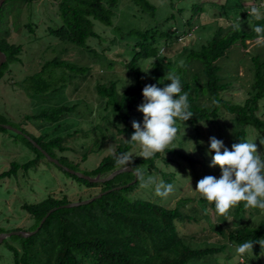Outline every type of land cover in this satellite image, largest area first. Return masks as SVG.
Listing matches in <instances>:
<instances>
[{
	"label": "trees",
	"instance_id": "trees-1",
	"mask_svg": "<svg viewBox=\"0 0 264 264\" xmlns=\"http://www.w3.org/2000/svg\"><path fill=\"white\" fill-rule=\"evenodd\" d=\"M57 1L60 24L56 25L57 27H50L49 34L63 45L85 48L84 50L89 54L93 63L100 65V71L105 73L97 76L95 92L98 98V107L102 110L100 113L105 111L101 119L114 125L117 135L122 136V140L115 144L114 151L103 157L90 173L82 172L83 174L91 177L106 176L120 169L115 164L114 152L116 154L130 152L133 155L137 144L130 141L134 132L132 122L134 120L139 122L134 113L144 103L142 90L150 84H156L158 87L166 86L170 81L163 80V77L168 72L180 75L183 91L189 93L190 110L194 114L186 122L178 121V128L180 123L191 124L195 129L199 123L214 124L223 110L231 115L229 150L234 143L248 141V128L254 129L264 138V120L257 114L259 103L264 99V57L255 55L251 58L252 82L242 104H230L221 98V93L227 89V84L219 75L221 68L218 61L226 57L236 42H240L242 49H246V43L255 40L254 27L257 24L264 25V20L256 21L248 16L247 10L239 0L233 4H230L228 0L220 4L206 2L209 13L213 12L210 16L214 19L211 23L214 25L211 28H215V30L205 44L198 49L188 51L184 60L185 65L178 64L180 60L178 55L173 56V59L167 56L174 51L172 49L179 42L177 40L187 37L192 31L191 23L193 18H196L203 10V2L201 5H192L190 17L185 21V27L188 30L178 33L174 24L165 29L158 27L154 20L157 8L148 0ZM121 4L128 5V10L122 11L121 16L117 17L116 11ZM137 7L140 10L138 13ZM213 8L218 9V13H215ZM231 13L235 16L230 17ZM137 14L148 15L150 20H154V24L146 18L148 21L145 23V28L136 27L133 21H138ZM129 16L131 21L126 23L124 18ZM237 18L242 23L241 31L234 30L233 27ZM170 19H174V16L170 15L163 22L167 23ZM96 23L104 28L112 29L116 34V37L110 40L111 43H115L117 39L131 40L129 41L131 43H127L132 44L130 50L120 54V57H124L123 60L118 62L110 60L104 54V50L97 51L88 45L89 40H101L95 27ZM250 25L251 28H249ZM165 44L168 45V49L165 51L166 54H163L161 47H165ZM0 52L6 57L5 63L0 68L1 79L4 74L3 69L8 64L22 63L20 59L22 47L9 44L7 38L1 36ZM146 62L151 64L150 72H148L150 78L148 84L142 80L143 72L138 65ZM115 63L123 66L126 73L132 75L134 79L133 83L124 87L121 93L118 92L119 82L113 79L116 75L107 73L113 70ZM194 65L198 69L191 71ZM88 75H90V68L87 66L68 62L56 56L45 60L41 69L25 78L20 87L35 105L50 103L52 99L54 101L57 98L63 101L65 100L64 90L71 87L72 91L77 93L79 88L75 86L76 83L84 82ZM205 94H208L210 100L208 107L201 106L198 102L200 96ZM80 103L79 99L70 106L56 104L53 107H38L35 113L24 117L21 126H15V129L21 132L20 134L4 128V125L8 123L0 115V134L10 132L15 137H21L25 145L36 154L35 159L25 164L11 163L10 168L0 174V178L15 177L19 170L27 172L40 159L49 162L41 150L57 159L63 166L79 172L78 165H69L73 162H69L68 158L64 156L66 153L76 152L64 138L56 136L46 140L47 136L43 132L38 133L36 130L29 132L22 127L33 125L41 130L50 125H57L55 128L58 129V124L66 115L73 113ZM94 130L102 131L101 128H94L90 131ZM84 137H88V134L84 133ZM28 139L35 142L41 150ZM82 141L81 145L85 144V138ZM102 141H104L103 138ZM92 144L99 148L98 141L95 140ZM198 147H200L199 144ZM89 153H91L90 150L85 151L81 160L86 161ZM165 154L172 155L177 160H184L191 165L194 163L189 155L175 151L173 148H168ZM159 155L160 153H157L147 160L136 157L131 166L140 167L146 175H153V172L158 168L156 162L162 160ZM163 162L167 164L170 160L163 158ZM132 167H130V172H124L102 184H91L58 167L64 175L80 183L84 189L99 188L98 192L101 193L115 187L122 188L85 206L57 209L49 215L34 235L28 238L12 236L11 238L17 239L18 247L10 245L7 240H4L2 244H6L7 249L12 253L13 264H207L204 263L207 259H214L213 263L208 264H221L217 262L216 257L223 253L227 246L238 247L243 242L264 238V216H262L253 227L244 225L228 232L227 243L224 245L198 246L189 243L188 240L193 237H185L180 231L181 226L197 221L194 216L182 211L188 200H180L173 208H166L150 199L133 198L130 194L139 187V180L136 179L132 183L134 180ZM170 176L173 175L170 174ZM170 182L171 178L164 179V183ZM127 184L130 185L125 187ZM200 202L202 204L210 203L205 199ZM68 203L67 197L48 196L35 204L25 203L21 208L34 221L31 225V230H34L49 210ZM209 206L213 212H216L213 203H210ZM194 210L190 209L192 213ZM248 210L264 213V210L245 208L243 203L230 211L232 217L238 219ZM20 230L23 229H14L13 231ZM4 232L0 229V233ZM263 251L264 248H261L259 244H254V257L260 256ZM245 264H254V261H246Z\"/></svg>",
	"mask_w": 264,
	"mask_h": 264
},
{
	"label": "rangeland",
	"instance_id": "rangeland-1",
	"mask_svg": "<svg viewBox=\"0 0 264 264\" xmlns=\"http://www.w3.org/2000/svg\"><path fill=\"white\" fill-rule=\"evenodd\" d=\"M148 1L157 8L154 20L158 27L165 29L174 24V28L178 30V33L187 29L185 21L190 17L192 5L204 3L202 4L203 10L196 18H193L192 31L187 37L178 39L179 42H177L175 48L172 46V51H174L167 56L173 59V56L178 55L180 57L178 64L180 65H185L184 60L188 51L198 49L205 44L215 30V28H211L214 25L211 24L214 19L210 15L213 12L209 13L206 2L211 4L225 2V0ZM228 1L230 4L236 2V0ZM263 1L243 0L244 5L239 0L247 12L253 6L264 10ZM127 6L125 4L120 5L116 11L117 17L121 16L122 11L128 10ZM57 7V0H7L0 8V37L5 36L9 44L22 47L20 56L22 63H10L3 69L4 74L0 79V115L8 123L5 125L16 128L15 126L23 124L25 116L35 113L38 107H53L56 104L70 106L80 99V105L73 113L65 116L58 124V129L55 128L57 125H50L41 130L33 125H26L22 129L29 132H35V130L38 133L43 132L47 136L46 140L61 136L76 151L75 153L64 154L69 162L74 163H69V165L77 164L80 173H90L103 157L114 151L115 144L122 140V136L117 135L114 125L101 119L105 111L100 113L102 110L98 107L99 103L95 92L97 76L105 73L100 71V65L93 63L89 54L84 50L85 48L63 45L50 36L49 28L57 27L60 24ZM179 9H181V12H179ZM139 11V7H137V13ZM213 11L218 13V9L213 8ZM137 15L138 21H133L135 26L145 28V23L148 21L146 18L149 19L148 15ZM170 15H173L174 19L164 23L163 21ZM130 16L124 18L126 23L131 21ZM232 16L235 15L231 13L230 17ZM154 20H150V22L154 24ZM236 20L238 21L239 18ZM27 26L29 27L27 28ZM97 26L99 24L96 23L95 27L101 40H89L88 45L97 51L104 50V54L110 60H115V62L123 60L124 57H120V54L130 50L132 44L127 43H131L129 42L131 40L117 39L115 43H111L110 40L116 37L112 29ZM249 28H251V25ZM246 44V49H242L240 42L234 43L226 57L218 61L221 68L219 75L223 82L227 84V89L221 93V98L234 105L242 104L245 101L246 92L250 88L252 82L251 58L255 55L264 57V47L255 46V40L248 41ZM167 49L168 45L165 44V47H161V52L166 54ZM56 56L68 62H76L79 65L87 66L90 68V75L87 76L84 82L76 83L75 86L79 88L77 93L72 91L73 88L67 87L63 93L65 100L62 101L57 98L54 101L52 99L50 103L32 104L31 100L22 91L20 84L28 76L37 73L45 60ZM115 64L113 70L107 73L116 75L113 79L119 82L118 92L121 93L124 87H128L133 83L134 79L132 75L126 73L123 66L118 63ZM138 65H140L143 72L142 80L145 84H148L150 81L148 72H150L151 64L146 62ZM197 69L198 67L194 65L191 71ZM127 81L131 83L126 86ZM198 102L201 106L208 107L210 105L208 94L201 95ZM134 114L142 125L143 113L137 109ZM257 114L264 120V99L259 103ZM230 123L231 115L223 110H221L220 116L214 124L199 123L195 129L191 124L180 123L178 134L173 143L169 145V148L189 155L194 161L193 165L184 160H177L172 155L165 154L166 152L160 153L159 156L162 160L156 162L158 168L153 172V176L157 178V182H164V179L171 178L170 183L174 185L173 193L167 198H161L155 194V186L153 185L149 188L139 186L130 194L133 198L150 199L166 208H173L180 200H188L182 211L191 214L197 221L181 226L180 231L185 237H193V239L188 240L191 244L198 246L224 245L227 243L228 232L244 225L253 227L264 216L263 212L255 213L250 210L238 219L232 217L231 211L227 215L221 216L210 209V203L202 204L200 201L203 198L195 190L197 182L206 175H213L217 178L221 175L219 167H210L211 157L215 154L210 151V138L215 137L222 140L225 147L228 148V141L231 137ZM94 128H101L102 131H90ZM84 133L88 134V137H84ZM247 133L248 141L255 142L258 150L264 155V138L252 128H248ZM83 138H85V144L81 145ZM102 138L104 141H102ZM95 140L99 142V148L92 144ZM198 144L200 147H198ZM87 150H90L91 153L87 155L86 161H82L81 156ZM140 153L141 146L137 144L133 153V160L136 157H141ZM35 157L36 154L25 145L21 137H15L10 132L0 134V174L7 171L13 162L22 165L35 159ZM163 158L170 160V162L165 164ZM170 174L173 176L171 177ZM98 189H84L80 183L64 175L57 166L40 159L27 172L19 170L15 177L0 178V229L5 232H12L14 229H23L20 230L23 232L34 231L36 229L31 230L34 221L22 210L21 206L23 204H35L48 196L67 197L68 204L77 203L96 196L99 194ZM91 195L93 196L91 197ZM190 209L195 210L192 213ZM6 240L8 244L18 247L17 239L10 237ZM236 248L235 245L227 246L223 253L217 255V262L221 264H245L246 261L251 260L254 261V264H264V251L260 256L254 257L253 254L240 255L236 252ZM211 262L213 263L214 259L204 261L207 264ZM0 264H13L12 253L7 249L6 244L0 245Z\"/></svg>",
	"mask_w": 264,
	"mask_h": 264
},
{
	"label": "clouds",
	"instance_id": "clouds-1",
	"mask_svg": "<svg viewBox=\"0 0 264 264\" xmlns=\"http://www.w3.org/2000/svg\"><path fill=\"white\" fill-rule=\"evenodd\" d=\"M248 16L256 21L264 20V10L253 6ZM233 27L241 31L242 23L238 20ZM253 31L256 34L255 46L264 47V25L257 24ZM163 80L170 83L164 87L150 84L143 88L144 103L138 107V111L143 113V123L141 125L135 120L132 122L134 132L130 141L141 146L140 156L145 160L157 153L166 152L178 134V121L186 122L194 115L190 110L189 93L183 91L180 75L168 72ZM129 83L127 81L126 86ZM210 151L215 153L211 157L210 167H219L221 175L219 178L206 175L197 182L195 190L202 198L213 203L217 214L221 216L227 215L241 203L245 208L264 210V155L258 150L257 144L245 140L232 144L229 150L222 140L212 137ZM113 154L118 168L128 170L132 167V153ZM132 170L141 188L154 185L155 194L161 198H167L173 193V184L157 182L155 176L146 175L140 167H132ZM254 244L264 248V238L243 242L236 248V252L240 255L253 254Z\"/></svg>",
	"mask_w": 264,
	"mask_h": 264
},
{
	"label": "water",
	"instance_id": "water-1",
	"mask_svg": "<svg viewBox=\"0 0 264 264\" xmlns=\"http://www.w3.org/2000/svg\"><path fill=\"white\" fill-rule=\"evenodd\" d=\"M7 0H0V8L1 6L6 2ZM5 55L0 52V68L2 66V64L5 62ZM4 128H6L7 130H10V131H13L14 133L16 134H20L21 132L18 131L17 129L11 127V126H8V125H4ZM27 137V136H26ZM28 138V137H27ZM30 140V139H28ZM32 142V144L38 148L39 146L33 142L32 140H30ZM41 150V149H40ZM42 154L45 156V158L53 163L54 165L58 166L59 168H63V170H65L66 172H68L69 174L71 175H74L76 176L77 178L79 179H83V180H86L88 181L89 183L91 184H102V183H106L108 181H111L112 179H114L115 177H117L118 175L124 173V172H130L131 171V168H129L128 170H124V169H117L113 172H111L110 174L106 175V176H100V175H97L96 177H91V176H87L83 173H80V172H76V171H73L65 166H63L62 164H60L56 159L52 158L49 154H47L45 151L41 150ZM137 177L134 173V180L132 183H134L136 181ZM131 183V184H132ZM130 184H127L125 187H128ZM122 187H115L113 189H110V190H107V191H104V192H101L99 194H97L96 196L92 197V198H89L87 199L86 201H82V202H77V203H70V204H66V205H63V206H60L58 208H53L51 210H49L46 215L42 218V220L39 222L36 230L34 231H30V232H23V231H12V232H4V233H0V245L3 243L4 240H6L7 238H10L12 236H21L22 238H28L32 235H34L35 233H37L39 231V229L41 228V226L43 225V223L45 222V220L49 217V215L51 213H53L54 211H56L57 209H71V208H76V207H80V206H85V205H88L90 203H92L93 201L95 200H98L100 199L102 196L110 193V192H113V191H116V190H119L121 189Z\"/></svg>",
	"mask_w": 264,
	"mask_h": 264
},
{
	"label": "crops",
	"instance_id": "crops-1",
	"mask_svg": "<svg viewBox=\"0 0 264 264\" xmlns=\"http://www.w3.org/2000/svg\"><path fill=\"white\" fill-rule=\"evenodd\" d=\"M240 1H242V3H243V0H240ZM263 1V0H262ZM264 2V1H263ZM244 4V3H243ZM245 5V4H244Z\"/></svg>",
	"mask_w": 264,
	"mask_h": 264
}]
</instances>
